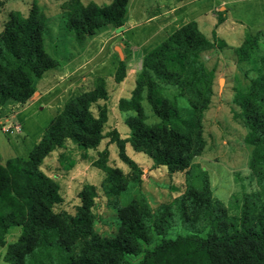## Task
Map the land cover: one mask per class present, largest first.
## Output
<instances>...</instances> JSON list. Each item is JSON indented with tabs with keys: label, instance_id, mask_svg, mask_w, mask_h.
Returning a JSON list of instances; mask_svg holds the SVG:
<instances>
[{
	"label": "trees",
	"instance_id": "trees-1",
	"mask_svg": "<svg viewBox=\"0 0 264 264\" xmlns=\"http://www.w3.org/2000/svg\"><path fill=\"white\" fill-rule=\"evenodd\" d=\"M127 2L110 0L99 5L65 0L60 5L65 29L80 43L103 27L120 28ZM45 22V14L34 2L26 15L9 11L4 20L0 29V108L7 101L25 103L36 91L35 79L58 65L46 50ZM221 22L223 18L217 16L216 24ZM263 31L247 33L234 48L237 63L247 67L243 70L246 84L235 88L232 103L236 109L232 107L231 113L246 130L243 140L251 147L247 166L256 184L252 190H243L237 212H230L213 196L205 169L200 170V186L192 184L193 159L206 145L202 118L211 103L215 78V69L205 66L201 53L221 49L225 42L215 31L211 38L206 37L195 21H188L143 54L130 96L119 98L118 109L134 113L124 118L126 137L115 128L104 131L106 80L94 75L91 88L70 93L27 158L14 156L0 162L4 264H264V52L255 57L259 45L264 46ZM125 76L126 64L119 59L113 81L120 83ZM178 97L187 102L188 115L182 113ZM144 100L157 121L146 122ZM105 137L116 144L118 158L129 168L124 173L108 165L106 147L91 161L103 170L100 187L108 203L116 206L117 230L111 236L94 229L96 186L86 183L81 187L74 213L57 210L63 201L59 183L42 169L45 157L66 150L68 143L86 152L95 150ZM126 143L146 154L153 168L183 172L182 191L156 210L144 198L119 206L112 198L130 182L140 183L142 175L140 166L126 155ZM67 154L60 151L58 156L66 157L61 162L65 171L76 163ZM13 226L20 233L6 242ZM176 226L186 233L167 237ZM138 256L133 263L129 259Z\"/></svg>",
	"mask_w": 264,
	"mask_h": 264
},
{
	"label": "rangeland",
	"instance_id": "rangeland-1",
	"mask_svg": "<svg viewBox=\"0 0 264 264\" xmlns=\"http://www.w3.org/2000/svg\"><path fill=\"white\" fill-rule=\"evenodd\" d=\"M63 1L65 0H1L0 29L9 11H18L22 15H26L33 2L45 14L46 50L57 59L58 65L49 69L44 74L45 76L35 79L34 85L41 91L45 90L50 81L49 74L53 72H64L65 77H73L72 79L69 78L70 86L61 84L59 86L61 88L55 87L50 94L30 103L28 106L17 104L9 106L5 112L9 114L15 112L11 120L7 122L0 119V145H4L2 156L27 158L29 151L39 140L48 122L59 111L61 105L57 107L59 101L57 93H60L61 97L62 95L65 96L70 89L73 91V89L91 88L94 80L93 75H96L93 73L102 75L106 80L108 97L105 102L100 101V103L104 102L108 108V119L104 131L107 132L115 128L121 137H126L128 133L124 118L134 113L133 111H120L117 103L119 98L130 96L135 85V78L141 67L135 59L136 64L127 67L125 78L120 83H115L113 74L120 58L116 46L122 55L126 50L122 51L123 47H120L119 43H125L126 49H130V45L144 43L151 27L145 24L141 26L143 21H140L144 20V17L150 12L157 10V5L150 4L153 2L151 0H131L130 15L138 25L122 35H118L117 31L111 34L107 30L108 27H103L79 43L65 29V18L60 8ZM88 1H93L99 5L110 2V0H82L84 3ZM166 1L169 3L173 0ZM221 1L196 0L183 8L184 11L189 10L191 12L189 17L191 19L199 16L202 12H206L198 19L200 31L208 38H211L213 31H215V36L225 42V46L221 49L213 48L201 53V59L205 66L209 69H215V78L211 103L202 118L206 145L203 152L193 159L192 184L196 187L200 186V170L205 169L208 173L213 196L223 201L230 212L234 213L238 210L237 205L240 203L243 190L249 191L256 188L254 178L247 166L251 147L243 140L246 130L232 118L231 113L232 107L236 109L232 103L235 88L246 84L243 70L247 67V65L241 67L237 63L234 48L247 33H255L263 29L264 25L258 23V17L252 11L255 5L252 0H226V4H221ZM145 6H147V13L144 12ZM211 7H216L221 12V16L226 19L218 27L214 26L217 23V18L212 16ZM262 35L261 37L264 38V31ZM160 38L157 36L151 38V41L144 47L147 50L151 49L158 40H161ZM142 50L143 47L136 49V54L141 56V60L144 53ZM263 52L264 46L260 44L259 51L255 56L256 59ZM71 71H74V74H71ZM165 93H169V88ZM67 98L68 95L64 97V100ZM177 103L183 114L188 115L190 113L189 106L183 98L178 97ZM142 106L147 114L146 122L157 121L145 100L142 102ZM2 126L9 128L10 131L3 132ZM105 147L108 149L107 164L120 168L124 173H129L128 166L117 156L116 144L109 143L108 137L103 138L95 150L89 149L86 152L68 143L66 150H55L45 157L42 169L59 183L63 201L57 206V210L74 213L75 207L79 204L77 193L81 187L86 183L96 186L98 195L95 198L94 206L96 213L94 229L103 236H111L117 230L116 206L108 203L109 200L100 187L104 177L103 170L91 164L93 158L97 156V151ZM60 151L65 154L70 153L66 155L67 159L71 157L76 160L75 165L68 171L61 167V162L66 161L64 159L66 157L59 158ZM82 153H86V158H82ZM125 153L140 166L142 175L140 183L130 182L125 191L116 198H112L119 206L125 205L133 198H144L149 206L156 210L162 203L178 195L184 188L185 176L183 172L169 173L163 166L153 168L151 159L143 152L134 150L130 143H126ZM114 204L116 203L114 202ZM19 233V227H11L5 236L6 242L14 241ZM185 233L186 230L176 226L168 232L167 237ZM157 240L158 238L155 241ZM148 247H152V244ZM4 253L5 246H0V264H4ZM139 257H130L129 259L133 263Z\"/></svg>",
	"mask_w": 264,
	"mask_h": 264
},
{
	"label": "crops",
	"instance_id": "crops-1",
	"mask_svg": "<svg viewBox=\"0 0 264 264\" xmlns=\"http://www.w3.org/2000/svg\"><path fill=\"white\" fill-rule=\"evenodd\" d=\"M153 2H151L150 4H156L157 5V10H155L154 12H150V14H148L147 16L144 17V20H141L140 22H142V25H148V27H151L150 32L147 35L146 41L144 43H140V44H136V45H130V49L127 48L126 49V44L125 43H119L120 47H123L122 51L126 50L122 55L123 57L119 58V59H123L125 64H126V71H127V67H130V65H135L136 63L134 62L135 59H137V62H139V67H141V62L142 60L140 59V55L136 54V49H138L139 47H143V52L145 53L147 50V48H145L144 46L147 45L150 41L151 38L153 37H161V40H158L156 42V44H158L159 42H161L168 34H170L171 32H173L176 28H178L180 25L188 22V21H195L198 28L200 27L199 24V18L204 15L205 13H201L199 16H195L193 19L189 18L191 15V12L188 10L187 12L183 10L184 7H187L188 4H191V2H194L196 0H173L172 2H167L166 0H151ZM130 2L131 0H128L127 2V10L124 16V20H123V25L120 28H112V27H108L107 30L109 33H113L115 31H117L116 33H118V35H122L124 32H126L127 30H131L132 28L135 27V25H138V23L134 22L132 19L133 17L130 15ZM252 2L255 3L254 5V9L252 10L254 12V14L256 15V17H258L259 20V24L264 25V0H252ZM225 3L226 4V0H222L221 4ZM150 7V6H149ZM194 8V7H192ZM147 10V6L144 7V12H146ZM251 10V9H248ZM210 11L212 12V16L216 17L217 16H221V12L216 8V7H211ZM228 11V10H226ZM222 17V16H221ZM223 18V22L226 20L224 17ZM139 22V23H140ZM223 22L219 23V24H215V27H218L220 24H222ZM199 24V25H198ZM200 30V29H199ZM112 37V35H111ZM149 39V40H147ZM240 43V42H239ZM155 44V45H156ZM117 47V46H116ZM153 47V46H152ZM151 48V47H150ZM208 51V50H207ZM143 53V54H144ZM142 54V56H143ZM118 59V60H119ZM51 69V68H50ZM49 71L46 70L43 75ZM71 74H74V71H71ZM96 75H99L97 73H93ZM42 75V76H43ZM50 81L48 82V86L45 90H39L35 85V93L23 104L17 103V102H13V101H7L1 108H0V119L5 120V121H10L13 114H9L6 113L5 111H7V109L9 108V106H15L17 105H26L28 106L30 103L43 98L44 96L50 94L53 89L55 87H59L61 84H65V86H70L69 81L70 79H72L73 77H65V73L61 72V73H57V72H53L50 73ZM41 76V77H42ZM45 76V75H44ZM70 76V75H69ZM94 76V75H93ZM40 77V78H41ZM39 78V79H40ZM47 78V77H46ZM44 79V78H43ZM46 84V83H45ZM69 84V85H68ZM61 88V87H59ZM74 90V89H73ZM71 89L65 94L66 95H70L71 93ZM59 92V90H58ZM60 94V93H59ZM57 93V96L59 97V101L57 104V107H59L60 105L62 106V104L65 102L64 97L65 96H61ZM61 103V104H59ZM60 106V108H61ZM59 108V109H60ZM3 147V148H2ZM4 150V145H0V162L4 163V161L8 158L5 156H2L1 153Z\"/></svg>",
	"mask_w": 264,
	"mask_h": 264
},
{
	"label": "built area",
	"instance_id": "built-area-1",
	"mask_svg": "<svg viewBox=\"0 0 264 264\" xmlns=\"http://www.w3.org/2000/svg\"><path fill=\"white\" fill-rule=\"evenodd\" d=\"M18 129H19V128H18ZM1 130H2L3 132L10 131L9 128L3 127V126L1 127Z\"/></svg>",
	"mask_w": 264,
	"mask_h": 264
},
{
	"label": "water",
	"instance_id": "water-1",
	"mask_svg": "<svg viewBox=\"0 0 264 264\" xmlns=\"http://www.w3.org/2000/svg\"><path fill=\"white\" fill-rule=\"evenodd\" d=\"M116 50L119 52V55H120V58H121V57H122V55H121V51L119 50L118 47H116Z\"/></svg>",
	"mask_w": 264,
	"mask_h": 264
}]
</instances>
